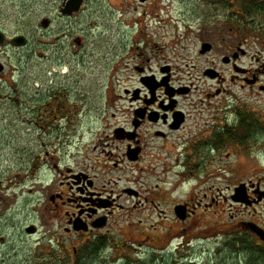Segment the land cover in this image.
Segmentation results:
<instances>
[{
    "label": "rangeland",
    "instance_id": "374dc122",
    "mask_svg": "<svg viewBox=\"0 0 264 264\" xmlns=\"http://www.w3.org/2000/svg\"><path fill=\"white\" fill-rule=\"evenodd\" d=\"M229 1L164 0L163 25L160 6L151 13V8L146 11L136 0H88L84 10L72 18L62 14L63 0H0V30L8 38L24 36L27 39L24 46L9 43L0 46V64L4 66L0 72V264H45L46 257L55 263L57 259L52 254L66 255L71 262L75 260L73 248L77 247L81 252L84 241L81 236L66 234V207L55 211L53 200L60 190H64L61 183L67 180L66 169L83 166L85 156L95 157L94 146L101 145L108 131L106 115L110 117L116 111L111 104L112 94L123 93L122 89L136 85L137 74L133 66L138 60L135 56L141 53L138 48L154 40L161 47L164 44L161 36L166 34V43L179 42L178 47L172 46L165 51L168 55L177 50L189 51L193 52L194 59L199 31L195 19L201 17L204 11L217 20L226 18L225 14L231 13V9H223V5ZM231 2L233 14L244 10L242 12L248 18L246 26L240 21L235 24L248 30L250 57L247 64L254 67L264 60V16L254 13L262 6H254L248 0ZM45 18L50 20L46 27L42 26ZM138 19L142 22L134 24ZM235 19L238 20L237 17ZM77 39L81 40V44L76 42ZM155 52L159 53V57L152 61L154 70L164 56L157 49H153L148 56L152 58ZM188 73L182 72L181 78L188 81ZM196 75L200 77L201 71ZM188 82L199 84L200 88L209 85L201 79L199 83ZM234 87V95L240 102L247 101L250 111L264 110L263 93L256 88L243 91ZM112 88L114 91H109ZM52 100L62 106L52 104ZM123 104L128 105L121 102V106ZM54 106L61 111L51 112ZM52 114L66 115L68 119L49 121L46 117ZM118 115L120 121H124L122 111ZM100 150L99 146L98 152ZM258 160L264 162L261 151L251 156V162ZM54 166H59L63 173L59 174ZM242 167L243 172L252 174V166ZM219 168L218 173L224 166H217ZM243 172L239 170L237 174ZM149 174L144 177L148 182L146 187L159 184L160 169L153 176ZM216 187L221 190H216V199L220 203L218 210L223 211L218 219L226 218L220 227L244 219L245 213L253 211L237 202H222V197L228 193L223 191V184L218 182ZM239 188L242 190V187ZM188 190L186 184L172 199H168V204L147 202L140 207L141 211L136 212L135 220L141 218L146 225L154 224L156 220V225L163 227L164 249L154 248L152 245L159 244L153 240L149 241L150 246L144 242L143 247L133 242L131 221L134 219L129 217L120 226L123 237L117 238L125 244L109 248L97 260L84 261L83 264L250 262L248 256L240 258L238 249L223 245V239H197V236L188 234L186 239H190L191 243L185 244L187 241L178 234L181 224L172 219L170 202L182 200ZM238 194L241 199L236 201L243 202L244 195L241 191ZM135 202L129 200L127 203L132 206ZM161 209H164L162 222L158 219H161L158 216ZM255 212L264 221V203ZM165 213H168L167 217ZM206 223L208 221L203 220L198 226ZM32 225L36 231L30 234L26 229ZM77 229L81 230V227ZM145 233L153 232L143 231L136 236H145ZM248 242H251L250 239ZM67 251L71 254H66ZM259 264H264V260Z\"/></svg>",
    "mask_w": 264,
    "mask_h": 264
},
{
    "label": "flooded vegetation",
    "instance_id": "af4514ba",
    "mask_svg": "<svg viewBox=\"0 0 264 264\" xmlns=\"http://www.w3.org/2000/svg\"><path fill=\"white\" fill-rule=\"evenodd\" d=\"M82 1L80 11L66 17H75L83 11L88 0ZM136 1L146 11L151 8V13L160 6L164 25V0ZM67 2L63 0L62 8ZM223 6V9H231V13L225 14L226 18L217 20L204 11L195 19L199 31L194 59L193 52L189 51L177 50L168 55L165 51L172 46L178 47L179 42L166 43V34L161 36V42H164L161 47L154 40L138 48L141 53L135 56L138 60L133 66L137 74L136 85L122 89L123 93L112 94L111 104L116 111L110 117L106 115L108 131L101 145L94 146L95 157L85 156L83 166L66 169L67 180L61 183L64 190L53 198L54 210L66 207L68 226L65 232L82 237L84 247L81 251L99 249L102 253L124 245L117 238L123 237L120 226L129 217L134 219L131 221L133 242L143 247L144 242L150 246L149 241L153 240L159 244H151L154 248L164 249L163 227H158L156 220L149 225L143 224L141 218L135 220L136 212L147 202L168 204V199L187 184L189 190L184 198L170 202L172 219L181 224L178 234L187 241L185 244L191 243L186 239L188 234L197 239H223L222 244L229 246L234 241L241 247L237 248L240 258L248 256L249 261L254 259L256 264L263 259L264 221L255 210L264 203V162H251V156L260 151L264 153V110L250 111L247 101H238L233 88L237 86L243 91L256 88L264 95V60L249 67V33L245 27L248 18L242 12L244 10L232 13L231 0ZM45 20L50 23L47 18L42 23ZM137 21L142 22L138 19L134 24ZM238 21L245 26L238 27ZM76 42L81 44L80 39ZM153 49L164 53L155 70L152 61L159 53L155 52L152 58L148 56ZM184 71L189 72L188 81L199 83L201 79L209 85L200 88L199 84L185 81L180 76ZM198 71H201L200 77L196 75ZM52 101V104L62 106L56 100ZM121 102L128 105L121 106ZM60 111L57 106L51 110L53 113ZM121 111L124 121H120L118 115ZM46 118L55 121L68 119V116L52 114ZM217 166H224L220 173ZM242 166H252V174L243 172ZM54 169L63 173L59 166ZM157 169H160L158 182L161 184L146 187L145 174L153 176ZM239 170L243 173L237 174ZM218 182L228 193L222 197V202L230 200L253 210L245 213L244 219L225 227L220 226L226 218L218 219L223 212L218 210L220 203L216 199L217 191H221L216 187ZM239 186L242 187L243 202L236 201L241 198ZM129 200L136 202L130 206ZM178 206L182 207L179 211ZM159 211L161 219H158L162 222L164 209ZM203 220L208 223L198 226ZM143 231L153 233H145L146 237L143 234L136 236ZM77 251L74 247L72 252Z\"/></svg>",
    "mask_w": 264,
    "mask_h": 264
},
{
    "label": "trees",
    "instance_id": "16d2710c",
    "mask_svg": "<svg viewBox=\"0 0 264 264\" xmlns=\"http://www.w3.org/2000/svg\"><path fill=\"white\" fill-rule=\"evenodd\" d=\"M248 1L251 2L252 4H254V6H256V5L260 6L261 5L262 7L260 6L261 7L260 8L258 6L260 9H255L254 13L255 14L256 13L257 14H261L262 13V15L264 16V0H248ZM231 245H232V247H234L236 249L237 248H241L240 246L238 247L237 243H235L234 241L232 242ZM74 253H75V260H76L75 263H71V260L70 259L68 260V258L65 257L66 255L59 254V255L55 256V254H52V257L57 259V260H55V263H53L52 261H49V259H51V258L46 257L45 258L46 259L45 264H83L84 261L88 262V261H91L93 259L97 260V258L100 256L101 251L99 249H93V250H90V251L85 253L84 251L79 252V250H78L77 252H74ZM66 254L69 255L71 253L69 251H67ZM257 260H259V259H257ZM263 260L264 259H261V261H263ZM251 261H254V259L251 260ZM251 261L248 262L247 264L251 263ZM253 264H256V262H253Z\"/></svg>",
    "mask_w": 264,
    "mask_h": 264
},
{
    "label": "water",
    "instance_id": "95a60500",
    "mask_svg": "<svg viewBox=\"0 0 264 264\" xmlns=\"http://www.w3.org/2000/svg\"><path fill=\"white\" fill-rule=\"evenodd\" d=\"M82 0H68V2L64 5V7L62 8V14L65 15V16H70L76 12H79L80 9H81V5H82ZM49 22L48 20H45L42 25L44 27L48 26ZM6 40H7V35L5 32L1 31L0 30V46L4 45L6 43ZM9 43L11 45H14V46H24L26 45L27 43V39L26 37L24 36H16L14 38H11L9 40ZM79 43V42H78ZM4 69V66L2 64H0V72H2ZM154 90V89H152ZM240 190V189H239ZM241 191V190H240ZM240 196V195H239ZM241 199V198H238V200ZM182 207L178 206L177 207V210H181ZM26 231L28 233H34L36 231V227L35 226H29ZM259 232V231H257ZM260 235H262L260 232H259Z\"/></svg>",
    "mask_w": 264,
    "mask_h": 264
}]
</instances>
